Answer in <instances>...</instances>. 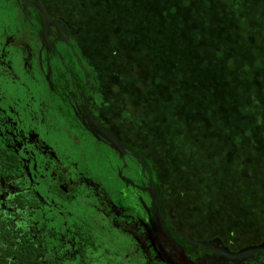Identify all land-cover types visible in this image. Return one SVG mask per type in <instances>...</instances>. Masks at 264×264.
<instances>
[{"label": "flooded vegetation", "instance_id": "flooded-vegetation-1", "mask_svg": "<svg viewBox=\"0 0 264 264\" xmlns=\"http://www.w3.org/2000/svg\"><path fill=\"white\" fill-rule=\"evenodd\" d=\"M59 3L0 0V148L19 172L0 179V197L24 190L38 201L44 264H264V231L246 230L253 239L245 242L226 238L227 227L212 224L223 215L199 222L196 209L170 208L123 117L114 128L101 116L111 100L100 69Z\"/></svg>", "mask_w": 264, "mask_h": 264}, {"label": "rangeland", "instance_id": "rangeland-1", "mask_svg": "<svg viewBox=\"0 0 264 264\" xmlns=\"http://www.w3.org/2000/svg\"><path fill=\"white\" fill-rule=\"evenodd\" d=\"M58 1L64 9L63 12L72 20V32L82 42L87 55L95 61L101 71L100 76L103 75L101 78L106 88L107 99L111 100V103L101 116L107 118V115H110L107 120L114 128L120 123L118 118L123 117L122 128L128 129L130 140L143 154L155 160V169L163 186L164 195L170 202V208H174L175 211L179 209L181 213H194L192 210L196 209L193 215L199 222H202L199 217L205 216L208 212L214 211L218 216L232 215L237 218L235 224L237 227L227 226L229 222L224 218L219 219V216L218 220L213 219L214 228L221 231L225 225L226 238L239 237L243 242L252 240L253 235L246 230L254 228L252 226L249 228V224L255 219L246 212L251 209L253 199L245 200L240 193L245 184L244 178L249 172L260 173L262 177L260 179L264 182V158L259 160V164L254 165L253 162L257 161L252 160L253 156L242 159L244 155H254L251 151L241 149L237 145L233 146L230 141L221 145L216 137L208 133L200 135L201 145L190 144L187 153L180 151L184 145L177 139L166 141L165 145L169 149H162L161 145L157 147L158 143H153L147 128L139 127L137 117H132V114L146 117L144 109L150 103L149 97L153 94L150 79L152 75L159 73V79L160 74L162 77L156 86L161 90L158 91L160 101L164 100L171 109L188 105L194 116L190 115L192 119L190 117L187 131L198 128L199 121L195 118L200 115L199 110L204 108L206 100L200 90L185 82L186 76L190 75L187 74L190 72L187 69L190 65L188 52L195 48L193 45L184 47L183 40H204L206 56L216 52L224 55L223 47L227 44V51L244 72L246 79L244 86L247 88L260 86L264 73V0H251L252 8H246L245 11L235 9L232 0H208L205 4L202 0H195L189 4L181 1V9L178 6H169L170 0H110L115 10L131 13L132 18L129 17L127 20H133L132 23L138 22L137 18L143 17V13L151 15L156 13L157 27L143 28L141 34L144 39L140 40L124 31L128 26L126 24L128 22H124V14L120 18L115 14H106L105 18L99 17L86 26V20L91 17L90 0ZM191 6L196 11L189 14L187 10H190ZM165 10L170 11L172 17L175 15L181 17L183 22L181 28L175 26L176 29H173L174 19L162 16ZM188 21L191 23L186 24ZM164 27L167 28L166 34ZM117 73L124 75L121 80L115 77ZM132 74L139 79L137 82L134 81L132 89H129L123 82ZM191 76L194 77L193 74ZM169 79H175L173 85H170ZM176 97H187L190 103L174 100ZM125 102L128 104L126 116L131 117V120L125 119L124 112L119 109ZM163 112L161 109L158 116L163 117ZM182 163L184 171L179 166ZM184 174L191 180L190 187L184 186L185 182L181 181ZM261 206L264 208V203L257 204L260 209ZM204 220L208 219L205 217ZM204 220L203 226L209 227L210 222L206 223Z\"/></svg>", "mask_w": 264, "mask_h": 264}, {"label": "trees", "instance_id": "trees-1", "mask_svg": "<svg viewBox=\"0 0 264 264\" xmlns=\"http://www.w3.org/2000/svg\"><path fill=\"white\" fill-rule=\"evenodd\" d=\"M90 1L91 17L86 20V26L95 22L99 17L105 18L106 14H115L117 18L124 14V22H128H125L128 26L125 27L124 31L127 34L131 33L137 40L144 39L141 34L143 28L150 27L153 29V27H157L156 13L155 15L143 13V17L137 18L139 19L138 22L132 23L133 20H127L129 17L132 18L131 13L115 10V7L111 6L110 0ZM181 1L189 4L195 0H170L169 6L174 5L181 9ZM202 1L205 4L208 0ZM232 3L235 9L240 8L243 11L246 8L251 9L253 6L251 0H232ZM191 8L192 6L190 10H187L189 14L191 11H196ZM237 14L239 15L238 12ZM162 16L164 18L172 17V14L165 10ZM172 19H174L173 23L175 24L173 29H176L175 26L177 28L182 27L181 17L175 15ZM190 23L191 21H188L186 24ZM166 30L167 28L164 27L165 34ZM183 42L184 47L193 45L195 48L188 52L190 65L187 69L190 72L187 74L190 73V75L186 76L185 82L187 85L200 90L206 100L204 108L199 110L200 115L195 118L199 121L198 128L190 132L187 131L190 115L194 116L188 105H182V107L180 105L177 109H171L168 108L169 104L165 103L164 100L160 101L158 91L161 90L156 86L162 77L160 74L159 79V73L152 75L150 79L153 94L150 95V103L144 109L147 113L146 117L140 114H132V117H137L139 127L147 128L153 143H158L157 147L161 145L160 148L162 149H169L165 145L166 141L169 140L170 142L172 139H177L181 140L184 145L180 151L187 153L190 144H194L193 146L201 145L202 137L200 135L208 133V135L216 137L215 139H218L221 145L230 141L233 146L237 145L241 149L251 151L254 155H244L242 159L253 156L252 160L257 161L253 162L254 165L259 164V160L264 158V73L260 86L247 88L244 86L246 82L244 72L227 51V44H224V47L222 45L224 55L216 52L211 56H206L204 40H183ZM87 60L91 61L89 58ZM123 76V74L117 73L115 77L121 80ZM138 79V76L132 74L123 83L132 89L131 85ZM174 80L169 79L170 85H173ZM117 83L119 84L118 81ZM174 100L190 103V99L187 97H176ZM161 109L162 112H167H163V117L158 116ZM201 123L202 126H200ZM213 136L211 137L213 138ZM180 156L183 157V155ZM145 157L153 170L154 179L158 181L159 175L155 172V160L146 155ZM179 166L182 171L185 170L183 163ZM16 168L15 156L7 149L0 148V179L11 180L12 176L19 173ZM183 177L181 181L185 182L184 186L190 187V178H187L186 174ZM260 178H262L260 173L249 172L244 178L245 184L240 196L245 200L253 199L251 209L246 212L247 215L255 219L250 222L249 228L252 226L254 229L264 231V208L262 206V209L257 207L258 203H264V182ZM20 192H12L5 198L0 197V264H44V255L48 246L45 219L38 209V201H35L32 195L28 194V191ZM220 218L224 217L220 216ZM227 221L230 227L238 226L235 225L237 220L227 219Z\"/></svg>", "mask_w": 264, "mask_h": 264}, {"label": "water", "instance_id": "water-1", "mask_svg": "<svg viewBox=\"0 0 264 264\" xmlns=\"http://www.w3.org/2000/svg\"><path fill=\"white\" fill-rule=\"evenodd\" d=\"M42 13H43V16H44L46 19H48V20L51 19L50 16H49V14H48V12H47V10H46V8H45L43 5H42ZM107 138L113 143V145H114L118 150H122L121 144H120V142H119L118 139H115V138H113V137L110 136V135H107ZM135 156L139 157V156L136 155V154H135ZM142 164H143V166H145V165H146V162H145L144 160H142ZM128 181H130V180H128ZM130 182H132V181H130Z\"/></svg>", "mask_w": 264, "mask_h": 264}]
</instances>
